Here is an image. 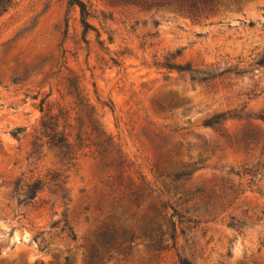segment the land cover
I'll return each mask as SVG.
<instances>
[{
    "label": "rangeland",
    "instance_id": "374dc122",
    "mask_svg": "<svg viewBox=\"0 0 264 264\" xmlns=\"http://www.w3.org/2000/svg\"><path fill=\"white\" fill-rule=\"evenodd\" d=\"M84 1L86 34L67 0H18L0 17V264H264V0L206 17ZM167 57L216 76L193 80ZM72 75L127 166L85 147L66 208L47 190L18 203L19 177L64 169L32 140L47 111L76 116Z\"/></svg>",
    "mask_w": 264,
    "mask_h": 264
},
{
    "label": "trees",
    "instance_id": "16d2710c",
    "mask_svg": "<svg viewBox=\"0 0 264 264\" xmlns=\"http://www.w3.org/2000/svg\"><path fill=\"white\" fill-rule=\"evenodd\" d=\"M18 0H0V17L17 4ZM117 2L132 5L138 8H171L181 12H186L193 17L209 16L218 12L221 8L229 6H239L241 2L247 0H116ZM69 5L78 7L80 23L83 27V33L86 34L91 28L89 17L92 16L91 7L84 0H67ZM179 52L174 54V58ZM170 57L160 64L167 69H174L178 72H187L191 79L203 81L215 77L212 72L201 71L192 64H179L171 62ZM256 67L264 65V47L255 62ZM68 94L73 98L75 117L70 116L69 110L60 108L58 112L47 111L36 129L34 139L32 140V154L40 153V149L46 146L55 150L58 162L64 166V169H50L43 178H24L19 177L13 186V195L18 203L27 204L34 200L39 193L47 190L49 194L56 196L65 206L71 201L70 193L67 187V174L69 168L76 163L78 153L85 147L95 146L97 152L105 157L107 152L115 150L118 155L117 166L125 168L127 166L124 154L113 138L107 134L103 128L96 107L82 93L77 82L76 76L66 78ZM44 101H41V106ZM264 120V116L261 117ZM71 120L75 121V125ZM87 141V142H86ZM257 171V170H256ZM258 172H256L257 174ZM152 191V189H150ZM134 199L137 200L141 194L134 193ZM125 199V198H124ZM121 200L116 204H121ZM164 208H167L166 202H161ZM65 216V212L63 213ZM174 231V221L170 222ZM233 225V224H232ZM70 237L75 239L76 236L70 228ZM64 264L68 263V257H65ZM178 264H194L189 259L179 256Z\"/></svg>",
    "mask_w": 264,
    "mask_h": 264
}]
</instances>
